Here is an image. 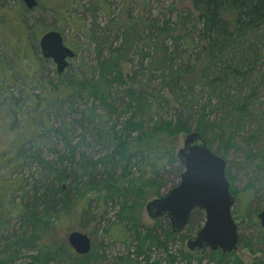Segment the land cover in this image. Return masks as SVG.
Listing matches in <instances>:
<instances>
[{"label": "rangeland", "instance_id": "374dc122", "mask_svg": "<svg viewBox=\"0 0 264 264\" xmlns=\"http://www.w3.org/2000/svg\"><path fill=\"white\" fill-rule=\"evenodd\" d=\"M36 1L37 5L28 9L21 0H0V110L5 108L14 123L8 127L3 120L6 114L0 111V150L7 157L0 159V173L10 187L0 207V256L15 254L0 264H36L31 256L41 250L44 253L46 247L51 252H45L46 259L38 264H253L257 260L264 264V227L257 217L264 205V165L246 160L249 150L259 149L264 140V20L235 38L221 62L201 66L204 54L200 49L206 42L193 0ZM162 27L174 30L170 34L165 31L155 41L157 29ZM52 29L58 30L64 45L75 52L61 72L56 71L52 59L43 57L38 43L41 34ZM155 51L181 70V84L163 82L157 65L149 66ZM111 53L121 54L125 84L114 80L107 88V99L87 88L60 95L67 78L99 80V67ZM224 62L231 66L241 63L239 70L243 65L251 70L239 77L230 74L223 91L217 93L224 99L222 108L213 104L218 99L214 93L203 112L213 125L211 132L219 130L226 112L223 119L229 122V137L219 133L221 137L212 138L210 145L217 154H224L225 170L237 190L231 213L241 214L245 220L238 226L243 240L233 254L212 259L209 249L199 253L186 247L187 239L204 222L202 210H193L184 229L169 236V219L152 220L145 211L146 202L179 182L183 167L176 152L186 133L158 134L140 145L133 143L129 176L123 177L124 159L112 156L113 131H119L129 116V112L120 113L128 102V86L150 97L151 109L142 118L144 128L156 121L175 122L179 116L193 131L212 90L203 79L200 87L193 85L189 91L185 81L192 84L200 76L207 78ZM110 73L104 77L111 78ZM180 89L190 94L189 104L181 106L175 99ZM232 93L249 95L245 106L238 102L237 111L228 98ZM13 137L23 140L16 161L3 149ZM165 151L173 155L172 160L162 157ZM62 171L66 179H59ZM129 180L133 185H129L130 191L116 192ZM96 184L100 186L93 188ZM60 186L68 193V206L61 202ZM45 196H51L57 207L50 219L42 218L47 226L39 223L32 241L28 237L34 229L25 219V204L40 210ZM124 203L134 206L121 211ZM75 230L91 238L89 253L79 255L68 244L67 235ZM149 230L164 248L150 244L147 238L146 253L139 254L136 236Z\"/></svg>", "mask_w": 264, "mask_h": 264}, {"label": "trees", "instance_id": "16d2710c", "mask_svg": "<svg viewBox=\"0 0 264 264\" xmlns=\"http://www.w3.org/2000/svg\"><path fill=\"white\" fill-rule=\"evenodd\" d=\"M201 7H199L200 5ZM193 5L196 7V9L199 11V19L202 23L201 28V37L204 38V41L206 44L201 47L200 52L204 54V57H202V60L200 61L201 66H206V62L208 64L214 62V61H222V56L224 54V51L236 40L235 38L243 35L248 29L254 28L257 24L261 22V20H264V0H193ZM199 5V6H198ZM157 36L154 37L155 41L160 37L162 33L170 34V32L174 29H168L166 28H158L157 29ZM127 43V42H126ZM128 44V43H127ZM153 47L156 48L155 42H153ZM157 49V48H156ZM159 49V48H158ZM164 50V49H162ZM166 51V50H165ZM125 53V51H124ZM154 57H151L149 66L157 65V69H160L162 71L163 75V82H175L178 81L179 84L181 79V70L180 69H174L170 63H167L166 57L164 55L162 57L157 56V52L155 51ZM163 53V52H161ZM264 53V48H263ZM120 53H111L108 60L101 63L99 70H100V77L99 80H83V79H66V83L62 84L60 95L65 93L67 96L71 93H76L78 90L83 89H92L94 94H98L103 99L109 97V92L107 88L112 85V82L114 80H118L121 83L125 84V81H123L122 74L120 72ZM256 58V57H255ZM171 61V60H170ZM206 64V65H205ZM241 64V63H240ZM231 66L228 62H224L223 67L221 69L217 70L215 73L208 75L207 78L199 77L196 79V83L189 84L186 83V90H189L191 86H201V82L204 83L203 79L205 80V83L211 87L212 94L209 95L207 102L205 105H203L200 109V118L198 119L197 127L194 129L195 131H198L206 140L208 146L211 148L210 142L212 138H214L217 135L220 134H226L229 137V133H226L229 127V122L224 123V117L225 114H223L222 119L219 121L218 126L219 130L217 132H211V126L206 119H205V113L203 112L210 104H211V96L214 95V93L217 95L218 92L223 91L225 86L227 85V77L230 74H247L251 69L246 68L247 66L243 65V67L240 68L239 66ZM160 67V68H159ZM245 67V68H244ZM242 70V71H241ZM113 71V72H112ZM112 72L113 76L111 78H106L107 73ZM243 72V73H242ZM111 74V73H110ZM108 74L107 76H109ZM111 74V75H112ZM131 79V78H130ZM235 79V78H234ZM195 80H192L194 82ZM171 83V82H170ZM176 84V83H175ZM181 88V87H180ZM190 91V90H189ZM187 91V92H189ZM214 91V92H213ZM178 97L175 98L179 101V104L181 106L187 105L190 103V94L186 93V91L177 90ZM126 94L128 96V102L123 106V109H121L120 113H126L129 112V116L125 118V121L122 122L121 129L119 131H113V138L115 140V147L114 152L112 153V156L115 154H118L120 157H122L125 161V165L123 166V177H128L129 173L127 170V165L131 159V151L130 148L133 146V143H136L137 145H140L143 140L146 138H154L158 134H165L167 136H175L179 133H187L190 132V130L186 127L185 121H180L179 116L176 117V121L173 122L172 120H163V121H156L152 123V125L148 128H144V118L147 113L151 109L150 104V97L147 94L138 93L135 91L132 87L126 88ZM60 97V96H58ZM198 95H195V98H197ZM218 99H216V102L213 103L218 107V109H221V105L223 103V98L218 96ZM162 102L166 103L167 99L162 95ZM228 98L234 102L233 110L235 109L237 111V104L238 102H242V106H245L248 101L249 95L240 96L239 94L236 95L235 93H232L228 95ZM221 101V102H220ZM150 107V108H149ZM242 109V108H240ZM4 110V111H3ZM0 111L5 112L4 121L8 124V127H12L14 123L10 121V118L12 117L10 113L6 111V109H1ZM221 124V125H220ZM7 127V128H8ZM193 130V131H194ZM132 132H136L134 136H132ZM220 133V134H219ZM221 137V135H220ZM228 140V139H227ZM224 141V140H222ZM23 143L22 138H16L13 137V139L10 140V143L6 147L3 148L7 151H10V155L8 158L12 159L13 161L17 160L19 158V149L21 148ZM223 143V142H222ZM224 143L222 145V148L224 150ZM212 149V148H211ZM213 150V149H212ZM215 153H218L217 150H213ZM142 152V151H141ZM224 157V154L221 155ZM3 157V158H2ZM162 157H166L168 161L173 159V155L169 154L168 151H165L162 154ZM6 159L7 157L4 156V151L0 150V159ZM246 160L253 162H259L260 164L264 165V140L261 144L259 149H256L254 151L249 150V153L246 156ZM258 164V163H257ZM227 179L230 182V192L231 194H236L237 190L232 187V181L228 177V172L225 170ZM60 174L59 179H66L67 175L65 171H62ZM132 180V179H131ZM127 186H122L119 190L116 192H122L126 193V191H130V188L133 186L131 181H127ZM8 181L2 176L0 173V207L1 204L4 203L5 196L10 193V187L6 185ZM101 184V183H100ZM100 184H96L97 186H94L93 188H97L100 186ZM130 185V188H129ZM75 190H77V186L74 187ZM129 188V189H128ZM61 194V202L65 205H69L68 202V193L67 191H64L63 187L60 186L58 188ZM78 191V190H77ZM139 191L141 193H144L143 188L139 187ZM81 193V194H80ZM80 195H83V191H79ZM134 205L127 206L126 203H124L121 206V211L126 209H131ZM16 208L15 206L11 205L10 208ZM56 203L51 198V196H45L43 199L42 207L39 208L40 210H36L29 207V204H25V219L33 226L32 232L30 233L28 239L34 241L36 240L37 235L34 234V231L38 228V224L41 223L46 227L47 225L46 220H42V218L50 219L53 216L54 211L56 210ZM12 210V209H10ZM245 217V216H244ZM171 230L168 231V236L171 235ZM139 239V246L137 249L139 250V254H145V242L148 238L150 240V244H155L157 247H163L164 244L158 239V236L155 235L151 230L147 231L145 235H137L136 236ZM16 240L19 239L17 236L15 238ZM242 237L239 238V241H242ZM48 246V245H47ZM151 247L148 246L149 250ZM45 252L50 253L51 249L46 247ZM44 252V253H45ZM41 250L37 254L32 255L31 257L35 261L36 264L41 262L42 260L46 259V254H44ZM47 253V254H48ZM226 255H232L233 252L230 253H223L220 250H215L211 252V258L215 259L216 255H219V257H222ZM42 255L44 257L42 258ZM12 257H15V254L11 255L9 257L7 256H0V263L3 262L4 259H10ZM168 259H171V255L167 256ZM219 261V259H217ZM257 263L253 264H263L259 260H257ZM147 264H157V262H151ZM217 264H221L218 262ZM241 264V263H239Z\"/></svg>", "mask_w": 264, "mask_h": 264}, {"label": "water", "instance_id": "95a60500", "mask_svg": "<svg viewBox=\"0 0 264 264\" xmlns=\"http://www.w3.org/2000/svg\"><path fill=\"white\" fill-rule=\"evenodd\" d=\"M21 1L28 9L37 5L36 0ZM38 43L43 57L53 60L57 72L67 66V58L75 55L70 47L64 45L62 34L56 29L41 34ZM176 157L183 167L179 182L146 202L148 217L154 220L165 216L169 219L171 232L179 233L189 223L193 210H202L204 222L187 239V249L199 253L207 249L223 253L235 251L239 242L238 226L245 218L241 214L231 213L234 196L230 192V182L225 172L226 159L215 153L195 130L185 134ZM257 216L261 226H264V205ZM67 241L79 255L91 250V238L83 232H69Z\"/></svg>", "mask_w": 264, "mask_h": 264}, {"label": "flooded vegetation", "instance_id": "af4514ba", "mask_svg": "<svg viewBox=\"0 0 264 264\" xmlns=\"http://www.w3.org/2000/svg\"><path fill=\"white\" fill-rule=\"evenodd\" d=\"M258 214V213H257ZM258 217V216H257ZM262 227H264V226H262Z\"/></svg>", "mask_w": 264, "mask_h": 264}]
</instances>
